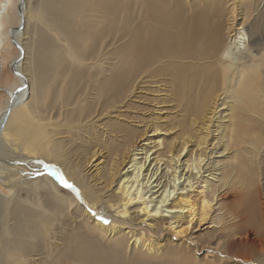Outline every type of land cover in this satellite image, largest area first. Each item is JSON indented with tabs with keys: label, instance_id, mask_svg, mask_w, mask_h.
I'll return each instance as SVG.
<instances>
[{
	"label": "bare ground",
	"instance_id": "bare-ground-1",
	"mask_svg": "<svg viewBox=\"0 0 264 264\" xmlns=\"http://www.w3.org/2000/svg\"><path fill=\"white\" fill-rule=\"evenodd\" d=\"M229 1L23 0L19 25L42 27L33 53L19 25L11 30L21 84L0 114V180L11 190L0 195V264H183L191 245L173 236L205 220L216 199L219 224L248 228L236 242L252 231L264 248L259 190L232 189L233 174L249 183L264 168V62L241 60L251 53L244 28L253 33L264 0H250L241 23L234 8L226 23ZM133 93L146 109H121ZM169 100L176 109L159 106ZM164 111L176 114L157 117ZM220 142L237 163L215 168L200 209L190 191ZM91 167L101 188L84 173Z\"/></svg>",
	"mask_w": 264,
	"mask_h": 264
},
{
	"label": "rangeland",
	"instance_id": "rangeland-1",
	"mask_svg": "<svg viewBox=\"0 0 264 264\" xmlns=\"http://www.w3.org/2000/svg\"><path fill=\"white\" fill-rule=\"evenodd\" d=\"M40 1L41 0H30L29 6L35 8L40 3ZM181 1L189 7L193 5V8L197 7L195 6L196 2H200V0ZM4 2L5 0H1L0 9L5 6ZM177 2H179V0H177ZM249 2L250 0H230L228 4H225L224 10L226 12V23L232 21V8H234V16L237 19V22L241 23L243 21L241 13L246 12L249 9H255L249 4ZM263 5L264 1L261 2V4L257 7V10L254 11L252 16H250L248 24L252 26L253 33H249V28L247 26L244 28V30H246L248 38L250 39L251 53L250 56H244L241 58V60L248 68H258L257 63L259 61L264 62V17H259L257 15L264 10H260ZM20 7L21 0H12V2L8 5V9L5 10L2 16H0V114L8 108L9 101L11 100L12 96L11 93L16 89L18 85L21 84L18 76L19 73L17 74V72H15V68H13V63H15V61L20 58V50L19 47L15 44V39L12 38L11 32V29L20 24ZM24 27L25 28L22 29L24 31V34H20L18 40L26 44V49H28L30 53H33V49L35 47L34 44L38 38V31L39 28L42 27V25L37 23L34 19H30L25 22ZM228 39L229 38L227 36V40ZM113 61H115V59ZM252 73H254L256 76H259V73L256 70H253ZM194 91L196 93V96L202 99L203 91H199V87L197 86H194ZM194 97L195 96H189V100L187 101L188 104H194ZM175 99L177 100V98ZM136 102L141 104V106L146 109L143 96L138 94L135 95V93H133L131 97L123 104L121 109H135ZM159 106L162 109H176L175 103L171 100L161 101V104ZM174 114L176 113L172 111H164L158 114L157 117H161V119L172 118ZM224 115L225 111L219 113L218 117H220L218 121H221ZM190 123L192 124V121ZM219 133L220 132L218 131L216 135H218ZM225 149V144H223L222 142H220V144L216 146L215 152L209 157L208 164L211 166L207 164V168H204V170H207L208 172L203 173L199 178L198 183L195 185V191H190L192 194L191 196L194 200H196V202L200 206V209L203 204V195L206 192L204 190V186L208 183H216L218 181L217 177L220 175V171L215 170V168H221V161L230 162V160L233 159V164L237 163L235 157L238 156V153L234 150H230L228 153L227 151H225ZM261 153L262 156H264V147ZM97 156L93 158V165L99 162L96 160ZM247 160L249 161L251 159L247 158ZM95 168L96 167L87 168V171L84 173H87V176L90 177L91 185H95V183L100 184L98 185V187L101 188V186L104 185L103 180H96ZM254 169L255 176L249 183L245 182L244 179L239 176V174H233L232 177L235 182L238 183V186L232 189L234 192H236V190H244V192L248 194H252L256 190H259L258 200H260V202L264 206V168L263 170L262 167ZM211 173L213 175H211ZM5 184V181L0 180V195H3V197L1 196V198L9 195V192L11 191L9 186H7L8 184ZM66 190L72 194L75 200L78 199L79 195H76L73 189L66 188ZM221 193L224 194L226 192L224 191ZM108 194H110V192H108ZM63 196L65 197V194H63ZM230 198L234 200L235 196L232 195V197ZM216 202H218L217 199L211 203L213 207L211 210V214L207 216L205 220H201V217H199L196 221L194 220V225L192 226L191 230L181 235L173 236V238H175L176 240H179V238H181L179 241L185 240L191 245L190 248L186 249V254L181 255L184 260L183 264H264V248L262 249L259 246L256 234H253L251 231V238L245 239V241H243L242 243H237L236 240L244 238L241 236H239L238 239L235 238H237V236L241 232L248 228L239 229L237 227L238 221L236 223L227 224L229 218L225 223L219 224V221L216 217L218 212H213V210H217L219 207L218 203ZM76 206L77 205H75V207ZM79 207L81 211L82 209L84 210L83 204H81V206L79 205ZM103 211V208L97 210L98 213L104 214ZM205 227L208 228L205 229ZM193 254H195L196 257H194ZM135 257L141 258L140 255ZM119 260L120 259L117 258L118 263ZM178 264L181 263L178 262Z\"/></svg>",
	"mask_w": 264,
	"mask_h": 264
},
{
	"label": "snow or ice",
	"instance_id": "snow-or-ice-1",
	"mask_svg": "<svg viewBox=\"0 0 264 264\" xmlns=\"http://www.w3.org/2000/svg\"><path fill=\"white\" fill-rule=\"evenodd\" d=\"M60 180H61V183L64 187L66 188H71L73 189L74 191H76V189L74 188V186L72 184H70L66 179L63 178L62 175H60ZM107 223V221H105Z\"/></svg>",
	"mask_w": 264,
	"mask_h": 264
},
{
	"label": "water",
	"instance_id": "water-1",
	"mask_svg": "<svg viewBox=\"0 0 264 264\" xmlns=\"http://www.w3.org/2000/svg\"><path fill=\"white\" fill-rule=\"evenodd\" d=\"M22 2H23V0H21V5H22ZM19 27L22 29L23 28V25H19ZM12 30V29H11ZM15 44L19 47V45H18V43H16V41H15ZM10 106V105H9Z\"/></svg>",
	"mask_w": 264,
	"mask_h": 264
}]
</instances>
